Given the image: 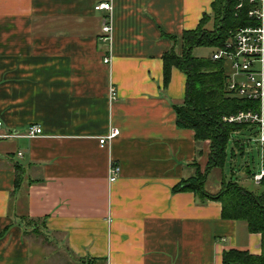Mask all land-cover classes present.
<instances>
[{
	"label": "crops",
	"instance_id": "obj_1",
	"mask_svg": "<svg viewBox=\"0 0 264 264\" xmlns=\"http://www.w3.org/2000/svg\"><path fill=\"white\" fill-rule=\"evenodd\" d=\"M103 2L113 7L111 44L101 39L107 12L95 10ZM213 2L0 0V135L16 136L0 137V264H51L37 226L68 264L262 255L261 234L224 220L220 202L176 190L192 164L205 168L210 146L177 126L186 76L173 68L165 86L163 58ZM33 126L42 135L25 137ZM112 128L119 137L101 146ZM112 165L121 169L115 183Z\"/></svg>",
	"mask_w": 264,
	"mask_h": 264
},
{
	"label": "trees",
	"instance_id": "obj_2",
	"mask_svg": "<svg viewBox=\"0 0 264 264\" xmlns=\"http://www.w3.org/2000/svg\"><path fill=\"white\" fill-rule=\"evenodd\" d=\"M239 4V0H214L212 14L205 15L196 30L183 33L179 50L173 47L164 55V83L165 86L169 85L173 68L185 74V100L182 105L175 107L177 126L194 131L197 142H209L210 146L205 168L202 169L197 162L192 164L196 170L194 176L184 181L176 190L192 192L201 202H220L224 220L245 222L250 233L261 234V256L229 252L224 255V264H264V177L260 182V194L254 193L234 179L228 180L224 173L217 193L211 194L206 190L212 170L217 168L223 172L225 168L231 138L239 134L249 136L248 139L243 138L235 142V148L232 150L235 161L237 153L245 156L249 140L255 141L257 136L256 127L226 123L223 117L256 109L258 103L242 99L228 90L229 68L224 61L193 56L196 48L223 47L237 29L257 25L255 19L249 17V11L252 9L249 0H245L240 9L237 8ZM210 22L213 23V28L208 29ZM174 41L176 43V40ZM244 169L254 181L255 173L251 170L249 162ZM27 220L30 227L39 223L37 220ZM89 264L99 262L90 260Z\"/></svg>",
	"mask_w": 264,
	"mask_h": 264
},
{
	"label": "built area",
	"instance_id": "obj_3",
	"mask_svg": "<svg viewBox=\"0 0 264 264\" xmlns=\"http://www.w3.org/2000/svg\"><path fill=\"white\" fill-rule=\"evenodd\" d=\"M238 9L242 8L245 0H239ZM252 9L249 17L255 19L256 26L237 29L223 47L216 48L211 54L213 61H224L229 68L228 90L242 99L257 102L256 109L240 111L237 114L223 117V121L230 124H246L257 129L254 139L264 148V0H249ZM96 11L107 12L102 24L101 39L111 44L113 38L112 4L103 2L95 6ZM111 58L106 57L105 64H110ZM112 96L116 98L115 90ZM2 123L0 122V126ZM42 135L38 126L29 128L25 137L35 138ZM120 131L112 128L110 132L100 138L101 146H106L119 137ZM1 138L16 137L12 134L0 135ZM263 156V155H262ZM121 174L119 166L112 165L109 172L110 183H115ZM264 177V167L253 177L255 182H261Z\"/></svg>",
	"mask_w": 264,
	"mask_h": 264
},
{
	"label": "rangeland",
	"instance_id": "obj_4",
	"mask_svg": "<svg viewBox=\"0 0 264 264\" xmlns=\"http://www.w3.org/2000/svg\"><path fill=\"white\" fill-rule=\"evenodd\" d=\"M212 25L210 28H213V24L212 22H210ZM216 49V48H215ZM214 51V49L212 48H207V47H200V48H196L193 51V56L197 57V58H210L212 52ZM249 137V136H248ZM247 137V139H248ZM244 137L242 136H237L234 135L231 140L228 143V155H227V159L225 162V168L222 172L221 169H213L212 172L210 173L207 183H206V190H211L213 191L215 186H218L220 184V179L222 178V173H224L225 177L228 180L234 179V181L238 180V182L244 183L245 187H248L250 190L252 189L253 191H255V193H261L262 192V187L260 185V182H256L257 185H255V183L253 182V180H251L248 177V174L246 173L245 170H243L244 166L246 163L249 162L250 168L251 170L256 173V172H260V170L262 169V167H264V148H263V152H262V148L260 147L259 143H256L255 141H250L249 140V147L247 146L246 148V154L244 157L240 156L239 153H237L236 156V160H233V156H232V150L235 148V142L239 139H243ZM249 153V154H248ZM249 155V156H248ZM263 155V156H262ZM253 159V162H252ZM196 172V170L194 169V173ZM234 172V174H233ZM245 180V181H243ZM207 190V191H208ZM220 190V185L218 187V190L214 191V192H210L211 194H215ZM40 223V222H39ZM39 231H41L40 227L37 226L36 232L38 233V235L34 236V240L35 242L38 244L39 248H43V249H50L51 248V255L52 256V260H51V264H68V257L62 252L60 251V254L56 253V247L52 246H47V240L46 237L40 233ZM36 233V234H37ZM55 249V250H54Z\"/></svg>",
	"mask_w": 264,
	"mask_h": 264
}]
</instances>
